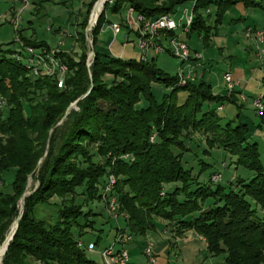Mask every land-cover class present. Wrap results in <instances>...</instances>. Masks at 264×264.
Segmentation results:
<instances>
[{"label": "trees", "instance_id": "1", "mask_svg": "<svg viewBox=\"0 0 264 264\" xmlns=\"http://www.w3.org/2000/svg\"><path fill=\"white\" fill-rule=\"evenodd\" d=\"M96 1L85 6L83 19L77 23V61L67 53L58 55L68 67L63 89L53 79L30 76L13 57L14 48L0 45V173L13 171L10 191H0V250L10 225L20 216L6 252L3 256L0 252L1 264H95L86 247L90 242L98 246L100 236L87 243L82 238L95 231L96 214L83 208L93 202L108 204L111 198L116 216L124 222L116 232L143 237L157 230L155 220L159 219L174 238L188 231L202 237L207 256L221 257L220 264H264V165L258 144L250 141L248 125L239 120L240 114L236 123H223L219 106L211 105L237 104L234 91L215 95L202 74L180 87L177 75L158 68L155 58L143 60L139 54L138 60H123L94 49L108 23L106 10L115 14L132 10L149 20L175 15L179 6L192 2L193 19L185 36L197 34L208 46L233 6L260 4L253 0L106 2L90 33L93 58L87 68L85 30ZM120 26L127 29L126 47L132 30L125 20ZM18 36L27 46L49 49L20 32ZM106 77L112 80L107 83ZM153 83L171 91L157 101L151 91ZM179 92L185 93L183 99L178 98ZM78 99L76 109L66 115ZM258 115L263 122L264 109ZM194 135L206 146L203 154L211 156L221 150L233 159L232 164L252 172V177L236 178L237 190L213 182L217 173L207 182L200 181L211 165L201 161L195 170L184 161L191 148L201 147L193 142ZM30 176L38 185L23 198L21 211L18 204ZM110 176L115 182L104 195ZM54 197L59 204L50 202ZM207 198L213 201L205 208ZM45 209L54 213L46 216Z\"/></svg>", "mask_w": 264, "mask_h": 264}, {"label": "rangeland", "instance_id": "2", "mask_svg": "<svg viewBox=\"0 0 264 264\" xmlns=\"http://www.w3.org/2000/svg\"><path fill=\"white\" fill-rule=\"evenodd\" d=\"M109 0H106L108 2ZM10 0H0V13H3L7 10V6ZM103 4L102 9H104ZM96 3V2H95ZM109 3V2H108ZM193 6L192 2H185L181 6L178 7L177 12L175 13L174 19L179 20L183 9L190 11ZM72 12L66 8L58 9L56 5L47 4L45 5V12L46 17H43L39 22L35 24V31H36V42L38 43H46L49 49L54 50L56 48H61V53H67L70 57H72L75 61H77L80 50L78 49V45L74 44V40L76 37L77 31V23L81 22L84 16V10H80L78 6H73ZM93 9V8H92ZM239 11V10H238ZM236 10L226 12L224 16L223 22L219 25V36L216 38H212L208 46H204L202 39L197 34H191L190 38H187L185 35L183 39L186 40L187 45L191 49V51H196L197 53L201 54V62L209 67L210 72H207L205 75V80L211 83L214 86L215 95L223 96L225 94V85L222 82L223 74L226 71L232 70L234 68H241L245 71V78H241L238 80L241 82V85H237L235 91L242 92L241 97L235 95L234 99L237 104H233L227 101L218 104H211L213 107L222 106V110H218V115L221 118L223 123H227L229 121H235L237 119V114H240V121L246 123L249 128L248 137L250 138L251 142H256L259 148L260 154V161L264 165V121H261L258 113L259 111L256 110L254 106V100L259 97L263 96L264 89L262 87V80L264 78V62L262 68L255 64V68L250 70L252 65L248 64V55L241 54V50L237 47V42L251 40L245 36L246 27L248 24H243L240 20V12ZM80 12V16H79ZM92 12V10H91ZM127 12H120V13H112L111 10H106L105 16L108 23H106L100 32V36L95 43V51L101 54H109L117 58H121L123 60H138L139 59V50L136 47V37L139 29H137V25L135 24L134 16L129 15L130 22H127V25L132 33H129L128 42L126 43V47L124 50L122 49V44L125 43V36L127 33V29L121 27L120 33L113 38L112 32L109 29L110 24H121V21L126 19ZM91 15V13H90ZM89 15V19H90ZM88 19V21H89ZM257 23L261 22L257 20ZM124 23V22H122ZM88 25V24H87ZM245 25V26H244ZM49 28V30H48ZM50 29L52 31H50ZM59 29V31L55 32L54 30ZM230 37L232 40H227V37ZM15 39L16 34L13 32L12 28L8 25H4L0 27V45L2 47L9 46L11 48H15ZM222 41V42H221ZM254 41V40H253ZM236 42V44H235ZM12 43V44H10ZM224 43V44H221ZM255 43V49L258 53L259 49H264V42L262 44ZM110 45V47H109ZM109 47V48H108ZM85 65L87 67L88 60L92 61L93 52L90 44L86 43L85 47ZM156 56L150 53L148 57ZM251 60L256 61L255 57ZM155 62L158 68L162 71L167 73L170 76H175L177 73V64L175 60L168 54L162 53L157 55L155 58ZM91 64V63H90ZM89 68V67H87ZM250 68V69H249ZM247 69V70H245ZM250 71H249V70ZM198 74H201V69H196ZM106 82L109 83L112 80V77H106ZM235 80V79H234ZM221 83V84H220ZM220 84V88H216L217 85ZM151 91L157 101L161 100L162 97L168 94L171 91L170 87H165L163 84L160 83H153L151 85ZM185 97V93L179 92L178 98L183 99ZM142 105H145V102H141ZM239 107V108H238ZM264 109V105H263ZM65 118V117H64ZM63 120H61L62 122ZM60 122V123H61ZM193 142L199 143L200 148L195 149L191 148V153L185 154L184 161L188 163V167H193L195 170L200 169V162H204L206 164H210L211 168L204 172L200 176V181L207 182L209 176L212 173H217L220 175L219 185L222 186H230L233 187L232 189L237 190L238 184L236 183V178L241 179H249L252 177L253 173L250 171L245 170L240 166H236L231 162L233 159L227 153H223L221 150L213 151L211 156H206L203 154V150L206 148L203 140L198 136H193ZM188 146V145H187ZM190 147V145L188 146ZM48 145L46 143L45 153L43 158L46 156V150ZM194 153V154H193ZM42 158V160H43ZM41 160V159H40ZM42 162V161H41ZM39 161V164L41 163ZM37 172V170H36ZM13 179V171H6L0 173V191L9 192L10 188L9 185ZM37 182L33 179L32 176L28 178L27 186H26V195H29L36 187ZM80 190L78 191V194ZM213 199L207 198L203 204L205 208L211 205ZM51 203L59 204L60 200L56 197L52 198ZM18 207L21 210L22 203L20 201V205ZM84 212L90 210L92 213L96 214L94 217L95 220V231L91 234L88 233L85 235L82 240L87 243L88 241L94 240L96 236H100V243L97 246V249L100 250L103 247L109 246L113 243L114 236L116 234V228L119 225L120 228L124 227V222L121 217L116 216V211L111 212L110 207L108 204L105 203H97L93 202L88 204V206L83 208ZM117 210V208H116ZM43 213L46 216H50L54 213L53 209H45ZM117 218V221H116ZM155 222L157 223V229L160 231L163 230L166 232V236L169 239V242L174 241L175 238L172 237V234L169 233V229L165 226L166 222L156 219ZM16 221L14 224L8 229L7 233L9 232L10 228L14 229ZM99 230V231H98ZM101 230V231H100ZM6 233V235H7ZM154 233V235H153ZM149 234L145 237L146 242L150 241L153 244V248L155 250L156 243L159 244L161 239L164 237L162 234L158 233V230L155 232H148ZM5 235V237H6ZM200 237V236H198ZM165 239V238H164ZM200 239L204 240L202 237ZM137 243H127L125 248L128 250L129 253V262L133 264H147L146 257L143 255V245L144 242L141 237H135L132 239ZM174 249V248H173ZM172 249V250H173ZM154 254L158 255L156 258L157 264H181V260L174 257L173 252L170 254L166 251L165 245H160L159 248H156ZM170 254V255H168ZM88 257L91 261L95 264H102L100 257L96 254H88ZM221 257H214L204 261L202 263V258L198 259L199 264H220Z\"/></svg>", "mask_w": 264, "mask_h": 264}, {"label": "built area", "instance_id": "3", "mask_svg": "<svg viewBox=\"0 0 264 264\" xmlns=\"http://www.w3.org/2000/svg\"><path fill=\"white\" fill-rule=\"evenodd\" d=\"M13 1L16 2L17 0ZM21 1L23 4H26V0ZM99 1L100 0L96 1L94 4L95 7ZM112 1L113 0H109V4H111ZM104 2H106V0L103 1V4ZM93 12H91V14H93ZM101 13L100 10L93 21L91 16V20L89 19L91 22L90 28H86L85 30L86 42L90 44L91 48L92 40L90 38V33L92 28L96 25L98 15L100 16ZM127 13L128 15L134 16L133 20L137 25V29H139V32L135 35V44L141 54V59L145 60L150 53L153 55H160L165 52L168 53L177 64V86L180 87L185 86L188 82L195 81L200 76V74L196 72V69H201L202 63L200 60L202 57L199 53L191 51L186 41L182 38V36L188 32L193 19L191 10L187 11L183 9L178 21L174 19V15L170 14H163L154 19L146 20L142 16L133 14L132 10H128ZM19 22L20 13H16L12 20L14 31L16 32V39L14 41L16 47L14 48L15 53L13 57L22 63L29 75L33 78L53 79L56 82L57 88L63 89L68 67L58 56L62 52L61 48L59 47L51 50L25 45L17 34L20 27ZM109 29L115 39L120 32L121 26L119 24H110ZM169 32H171L172 35H170ZM245 36L259 44L264 42V30L247 28ZM124 48L125 43L122 44V49L124 50ZM258 57L264 62V49L258 50ZM90 63L91 60H88L87 67L90 66ZM222 80L228 93L233 92L235 87L239 85V81L234 80L229 72L223 74ZM2 105L3 100L0 99V106ZM254 106L259 111V114H261L263 111L262 97L254 100ZM218 110H222V106H219ZM219 179L220 175H214L211 178L213 182H217ZM114 182V178L110 176L104 195H107L111 191ZM108 206L111 212L116 211L114 198L109 200ZM132 239L133 236L130 234L118 231L111 245L98 250L97 246L93 242H90L87 244L86 250L88 253L97 254L102 264H131L129 262V253L125 245L131 243L133 241ZM143 255L146 257L147 264H157L153 244L150 241L146 242L143 248Z\"/></svg>", "mask_w": 264, "mask_h": 264}, {"label": "crops", "instance_id": "4", "mask_svg": "<svg viewBox=\"0 0 264 264\" xmlns=\"http://www.w3.org/2000/svg\"><path fill=\"white\" fill-rule=\"evenodd\" d=\"M90 1L91 0H26V4H23L21 0H17L16 2H14L13 0H10L9 4L7 6V10H5L3 13H0V27H2L4 25H8V26H10V28H12L13 32H15L12 20H13V17L16 15V13H20V22H19L20 27H19L18 32H20L21 36L26 38V39L36 40L35 24L37 22H39L41 19H43V17H46L45 5H47V4L56 5L58 7V9L66 8L71 12H72V9L74 8L73 6H78L79 9L84 10V13H85V6ZM253 1L258 2L260 4V7H245L242 2H238L228 12L234 11V10H236V11L239 10L238 12H240V15H241L240 20L242 22H244L243 24H248L244 28L264 30V0H253ZM79 16H80V12H79ZM129 18H131V17L128 15V13H126L125 21L128 20V22H130ZM256 19L259 20L260 22L262 21L261 25H260V23H257ZM132 20H133V18H132ZM223 20H224V18H223ZM122 22H124V20L121 21V23ZM48 30H49V28H48ZM50 31H52V30L50 29ZM54 31L57 32V31H59V29L54 30ZM18 32H17V34H18ZM219 32L220 31H219V27H218L216 35L213 36L212 38L218 37ZM15 34H16V32H15ZM182 38H183V36H182ZM227 40L229 41L232 39L228 36ZM221 44H224V43H221ZM235 44H236V42H235ZM109 47H110V45H109ZM237 47L241 50V54H247L248 55V60H247L248 62L247 63L248 64L251 63L250 66L252 65L251 66L252 68L251 69L249 68L250 70L255 68V66H254L255 64H258L262 68V66H263L262 61L263 60L258 57V53L256 52V49H255V43L252 39L246 40L245 42L244 41H242V42L238 41ZM193 52H196V51H193ZM251 56H252V58L255 57V59H256L255 62H254V60H251ZM151 57L156 58V56H151ZM201 70H202L201 74L204 75L203 77L205 79L206 73L210 72L209 67H207L205 64L202 63ZM245 70H247V69H245ZM227 72L231 73L233 79H235L237 81L243 77L245 78V74H246L245 71L241 68L240 69L234 68L232 70L226 71L225 73H227ZM201 74H200V76H201ZM222 82H223V80H221V83ZM240 83L241 82H239V85H241ZM220 84L217 85L216 88H220ZM211 86H212L213 93L216 94L214 91V86L212 84H211ZM226 93H227V90L225 89V94ZM241 93L242 92H237L234 89L233 97H235V95H237L238 97H241ZM222 109H223V107H222ZM157 230H158V233L162 234V236L165 239L164 238L161 239L159 244L156 243L155 250H156V248H159L160 245H165L166 251L170 254L173 252L174 257L181 260V262H182L181 264H199L198 259L200 257L202 258V263H204L205 260L211 258V257H208L206 254V250H205L206 244H205L204 240L200 239V237H198L193 231L186 232L181 238H175L174 241L171 240V242L174 244V247L171 248L169 246V243H168L169 239L166 236V232L163 230L160 231L159 229H157ZM148 235L149 234H146L143 237H141L143 242L145 240V237H147ZM153 235H154V233H153ZM133 243H137V242L133 241ZM145 244H146V240L144 242L143 247L145 246ZM155 250H154V252H155ZM170 254H168V255H170ZM157 256L158 255L156 254L155 257L157 258ZM131 264H133V263H131Z\"/></svg>", "mask_w": 264, "mask_h": 264}, {"label": "water", "instance_id": "5", "mask_svg": "<svg viewBox=\"0 0 264 264\" xmlns=\"http://www.w3.org/2000/svg\"><path fill=\"white\" fill-rule=\"evenodd\" d=\"M94 9H95V6L93 7V9H92V12L94 11ZM101 12H102V9H101ZM91 16H92V14L90 15V20H91ZM98 17H99V15H98ZM90 20L88 21V25H87V28H90V24H91V22H90ZM80 99H78V100H76L73 104H71L70 106H69V108L67 109V111H66V115L71 111V110H73V109H76V104H77V102L79 101ZM60 124V123H59ZM42 161V159L40 160V162ZM26 196V194L24 193L23 194V196H22V198H21V203L23 202V198ZM21 211H22V207H21ZM20 218V216L16 219V227H15V229H14V231H13V233H12V235H11V237H10V241L13 239V237H14V235L16 234V231H17V221H18V219ZM5 239H6V237H5ZM4 239V240H5ZM9 241V242H10ZM9 244V243H8ZM7 247H8V245H7ZM7 250V249H6ZM0 264H1V262H0Z\"/></svg>", "mask_w": 264, "mask_h": 264}, {"label": "bare ground", "instance_id": "6", "mask_svg": "<svg viewBox=\"0 0 264 264\" xmlns=\"http://www.w3.org/2000/svg\"><path fill=\"white\" fill-rule=\"evenodd\" d=\"M103 1H104V0H100V1L97 3V5H96V7H95V10H94V13H93V16H92V21L96 18L98 12L102 9ZM15 227H16V223H15V225H14V229H15ZM13 231H14V230H13ZM12 233H13V232H12ZM11 235H12V234H11ZM11 235L8 236V237H6L5 241H4L3 244H2V248H1V250H0V252L2 251V256H3V254L6 252V245H7V243L10 241V237H11ZM2 256H1V258H2ZM0 262H1V259H0Z\"/></svg>", "mask_w": 264, "mask_h": 264}]
</instances>
